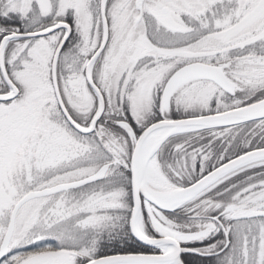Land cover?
<instances>
[{"label": "snow or ice", "instance_id": "snow-or-ice-1", "mask_svg": "<svg viewBox=\"0 0 264 264\" xmlns=\"http://www.w3.org/2000/svg\"><path fill=\"white\" fill-rule=\"evenodd\" d=\"M0 264H264V0H0Z\"/></svg>", "mask_w": 264, "mask_h": 264}]
</instances>
